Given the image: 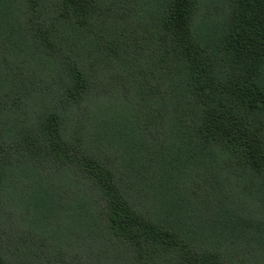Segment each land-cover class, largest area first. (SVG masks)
<instances>
[{
    "label": "trees",
    "instance_id": "obj_1",
    "mask_svg": "<svg viewBox=\"0 0 264 264\" xmlns=\"http://www.w3.org/2000/svg\"><path fill=\"white\" fill-rule=\"evenodd\" d=\"M0 264H264V0H0Z\"/></svg>",
    "mask_w": 264,
    "mask_h": 264
},
{
    "label": "rangeland",
    "instance_id": "obj_2",
    "mask_svg": "<svg viewBox=\"0 0 264 264\" xmlns=\"http://www.w3.org/2000/svg\"><path fill=\"white\" fill-rule=\"evenodd\" d=\"M17 224V223H16ZM10 226V225H9ZM19 227H21V226H19ZM23 228V227H22ZM17 231V230H16ZM16 231L14 230V229H11V228H8L6 231H5V233H4V236H5V240H8L9 239V235L11 234V233H16Z\"/></svg>",
    "mask_w": 264,
    "mask_h": 264
}]
</instances>
